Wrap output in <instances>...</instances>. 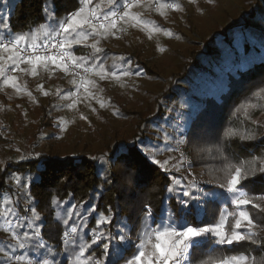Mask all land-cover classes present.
Segmentation results:
<instances>
[{
    "label": "trees",
    "instance_id": "trees-1",
    "mask_svg": "<svg viewBox=\"0 0 264 264\" xmlns=\"http://www.w3.org/2000/svg\"><path fill=\"white\" fill-rule=\"evenodd\" d=\"M248 4L249 10L234 14L232 19L235 23H230L232 19L228 21L230 24L225 21L224 26L212 30L201 41V45L193 44L194 47L189 49L187 55L175 53L176 71L171 72L166 79L167 87L160 93H149L154 110L152 115L143 117L138 112L122 109L125 116L132 115L135 118L131 135L115 136L112 145H106L95 152L87 147L81 152L59 155L56 147L52 146L47 152L29 150L17 160L0 163V201L5 197L11 199V206L21 218L30 217L32 207L40 215L36 221L40 231L39 239L47 247L38 249L34 246L37 251L35 255L39 259L49 255L53 264H68L70 252L62 245L66 229L62 219L67 218V210L72 205H76V212L87 217L81 230L85 241L90 240L99 217L109 215L110 210L112 220L109 224L100 225V230L115 233L121 224H126L131 230L132 241L126 246L127 250L122 255L104 257L105 264H124L125 259L130 258L135 243H138L137 233L142 230L144 205L151 206L157 221L167 215L165 209L175 212L176 194L167 192V188L172 185L175 177L183 184L186 183L177 174L164 171L152 163L140 147L147 141L148 128L158 125L165 115L167 105L176 100L184 103V115L188 120L183 138L186 141L184 144L189 167L201 172L202 181L199 185L204 192L223 193V196L215 200L205 197L209 202L204 205L203 223H215L221 208L232 210L224 200L228 194L217 186L223 181L221 169L228 161L235 164L264 155V127H259L264 125V99L258 100L253 95L260 87H264V0H252ZM45 7L52 10L51 17L45 14ZM79 7V0H0V35L9 40L16 34L34 30L42 23L51 26L54 20L58 22ZM96 39L100 41V53H94L90 46ZM44 40L41 36L37 42ZM104 43L102 38L93 36L86 44L73 45L68 51L74 57L91 54L96 59L99 56L104 58ZM0 55L6 54L0 52ZM95 60L89 59L86 65H92ZM124 62H129L130 68L139 64L133 54L125 56ZM24 66L29 65H21L22 68ZM138 67L150 77H161L158 70L148 64L142 63ZM0 97L9 104L17 101L10 96L4 97L2 91ZM53 100L42 103L38 98L28 101L24 96L16 104H22L25 108L30 106L32 111L37 109L39 115L34 121L40 129L43 118L45 126H52L49 113L53 109ZM248 103L258 106L249 108V118H246L243 111L237 113L236 110ZM229 130L255 132L257 139L242 142L239 136H227ZM52 137L51 134L49 138ZM8 141L0 131V144ZM14 177H19V183ZM245 183L247 190L252 193L264 192V175L257 173ZM54 198L59 206L52 204ZM92 208L94 211L89 212L88 209ZM248 208L254 220L264 229V212L252 209L251 205ZM58 212L61 214L59 221L56 218ZM76 219L73 215L69 224ZM24 231L20 230L22 234ZM258 231V238L264 241V230ZM3 235L4 232L0 231V245L5 243ZM261 248L259 245L242 242L239 245L223 246V254L247 253L259 259L264 256ZM102 253V246L93 245L85 255L92 254L99 258ZM219 255L221 252H212L204 246L195 254L193 264H199L201 259L207 260L209 256ZM3 259L0 253V262Z\"/></svg>",
    "mask_w": 264,
    "mask_h": 264
},
{
    "label": "snow or ice",
    "instance_id": "snow-or-ice-1",
    "mask_svg": "<svg viewBox=\"0 0 264 264\" xmlns=\"http://www.w3.org/2000/svg\"><path fill=\"white\" fill-rule=\"evenodd\" d=\"M81 7L66 17L55 20L53 24H40L37 28L30 29L27 33L14 35L5 42L3 35H0V52L6 55H0V88L4 85L12 87L17 93H21L26 89L18 83L17 76L7 75L10 72L28 73L32 76L37 75V67L47 71H55L60 69L67 73L73 74L70 81L77 88L75 93L69 92L61 98L70 100L65 107L76 109L78 103H87L95 100L101 108L106 107V103L94 93L92 89L97 87L95 80L86 78L76 72V69H83L85 73H92L103 80L106 78L120 79V76H129L130 71H123L119 75L115 71L105 69L103 63L91 66H85L89 59L95 60L94 55L85 57H74L68 49L73 45L86 44L90 37L107 38L115 36L117 32H123L126 29L121 25H129L131 27H141L142 30L147 29L150 34H156L161 31L164 35L171 36L168 30H162L154 23L149 27L148 23L142 19L141 13H135L131 10L134 7L149 8L154 6L160 15L166 16V9L181 10L178 3H164L162 0H79ZM197 0H189V3L195 4ZM44 12L47 16H52V10L45 7ZM43 36L45 40L41 43L37 41ZM151 38V35H150ZM99 39L91 43L94 53H100L102 49L98 47ZM55 50V51H53ZM22 64H27L29 68H22ZM71 64V68L69 67ZM54 65L55 68H50ZM139 75V73H135ZM80 76L79 81L75 78ZM38 90L43 91L42 85H37ZM79 89H83L81 93ZM31 96V92L27 93ZM48 95V92H44ZM60 95V90H57ZM253 95L258 99H264V87H260ZM257 104H242L237 108V113L244 112L248 117V109L256 108ZM90 107V105H89ZM92 111H96L95 108ZM80 119H87L82 113ZM59 127V124H57ZM179 127V126H178ZM264 127V125H259ZM163 131V130H161ZM229 137L239 136L243 141H254L257 139L255 132L240 133L229 130L226 133ZM167 150L178 151L179 148L172 149L167 142L172 139L168 134H164ZM177 145L186 143L183 136L176 141ZM211 152V150H208ZM146 155L151 152L146 151ZM38 155V154H37ZM227 160V158H225ZM159 163V161H154ZM165 165L168 161L163 162ZM183 165V153L177 162ZM175 167V165H174ZM223 172V181L218 183V187L223 189L228 195L224 197L231 211L228 208H221L219 219L215 223H203L202 217L205 214V207L209 201L205 197H211L213 200L223 196V193L204 192L198 186L195 179L190 180L186 185L173 179L172 185L167 188V192L176 194L175 212L165 209L167 215L163 216L159 221L154 218L150 205H144L142 230L137 233L136 240L138 243L134 245V251L130 258L125 259L124 264H193L195 254L199 253L202 247L207 246L212 252H221L219 256H209L207 260L201 259L199 264H264V256L257 258L247 253L224 255L223 246L239 245L247 242L253 245L262 246L264 250V241L260 240L259 231L261 225L258 224L250 212L248 206L259 212H264V192L252 193L247 190L245 183L251 176L257 173L264 175V155L253 157L251 161H240L232 163L228 161L221 169ZM19 183V177H14ZM211 183V182H209ZM260 202V203H258ZM52 204L59 206V202L54 198ZM11 199L5 197L0 201V231L11 236L17 241V246L24 249L28 242L33 238H39L40 231L36 225V221L40 219V215L35 207L31 208V216L21 218L17 215L11 206ZM76 205H72L67 210V218L62 219L66 226L63 232V242L66 246H74L78 248L75 252L73 264H105L104 257L110 255H122L127 250L126 246L131 244L132 237L130 229L126 224H121L115 233L100 230V225L109 224L112 220L111 210L109 215H101L97 220L96 228L93 229L91 239L85 241L80 235L83 226L86 224L87 217L76 212ZM89 212L94 208L88 209ZM77 217L76 220L69 224L72 216ZM57 220H61V214L57 213ZM24 220L27 223H24ZM155 225V226H153ZM26 228L23 235L18 229ZM78 237V239H77ZM115 242V244H113ZM93 245H99L103 248V253L99 258L94 255H85L86 251L91 249ZM219 246L213 248L212 246ZM35 247L44 249L47 245L40 239L36 240ZM231 250V249H227ZM3 254V261L0 264H13V261L23 262L27 260V264H32L31 260L24 255H9L4 248H0ZM45 253H42V255ZM36 264H49L47 259H38Z\"/></svg>",
    "mask_w": 264,
    "mask_h": 264
},
{
    "label": "rangeland",
    "instance_id": "rangeland-1",
    "mask_svg": "<svg viewBox=\"0 0 264 264\" xmlns=\"http://www.w3.org/2000/svg\"><path fill=\"white\" fill-rule=\"evenodd\" d=\"M249 1L252 0H197L195 4H192L189 0H162L164 3H178L181 6V10L166 9V16L160 15L154 6L147 9L134 7L131 11L141 13L142 19L148 23L149 27L154 23L162 30L170 31L172 35L166 36L163 31L150 34L147 29L142 30L139 26L121 25L126 29L125 31L117 32L115 36L102 38L105 41V57H97L94 63L97 65L103 63L105 69L115 71L118 75L126 70L132 73L129 76H120L119 80L114 78L101 80L98 76L89 73L87 78L97 83V87L92 91L98 93L106 103L104 108H101L95 100L78 103L76 105L78 111L65 107L71 101L61 97L69 92L75 93L77 88L70 83L71 79L67 78L60 69L47 71L37 67L38 74L35 76L28 73L17 75L18 71L14 72L12 75L17 76L18 83L26 90L17 93L12 87L4 85L0 89L4 97L10 96L17 101L24 96L28 101L38 98L42 103L54 99L53 109L49 113L50 118L48 117L52 126H45V118H43L41 128L38 129L34 121V118L37 119L39 115L37 109L32 111L30 106L27 108L22 104L18 106L17 101L9 104L3 97H0V131L5 139L9 140L8 143L0 144V163L17 160L29 150L47 152L52 146L56 147L59 155L81 152L87 147L95 152L106 145H112L115 136L119 138L131 135L135 118L132 115L125 116L122 109L138 112L143 117L152 115L154 110L149 93H160L167 87L166 79L171 72L176 71L175 53L180 52L183 56L187 55L189 49L194 47L193 44L201 45V41L212 30L224 26L225 21L232 19L234 14L249 10ZM232 22L235 23L233 19L230 23ZM198 47L200 49V46ZM130 54L138 58V66L145 63L158 70L160 79L144 74L138 66L130 68L129 62H124L125 56ZM29 67L24 66L23 68ZM50 68H55V66L50 65ZM137 72L139 75H135ZM171 80L174 81V78ZM37 85H42L43 91L38 90ZM58 89L60 95L56 94ZM79 91L82 93L83 89ZM28 92H31V96L27 94ZM44 92H48L49 97L44 95ZM183 104L182 100H176L167 105L163 119L158 122V125L154 124L148 128L147 141L140 149L144 154L146 151L151 152L150 156L145 155L162 170L177 174L186 184L195 179L200 187L201 172L189 167L185 144L177 145L176 143L183 136L188 123L184 115ZM93 108L96 111H92ZM81 113L87 119H80ZM165 133L172 137L167 142L168 146L172 149L178 147V151L167 150ZM51 134L54 137L49 138ZM178 152L183 153L182 166L177 163L181 158ZM166 160L167 165L163 163ZM154 161H159V163ZM174 179L179 181L178 177ZM186 184L181 182V185ZM24 223L26 224L27 221L24 220ZM23 229L26 230V228H20L18 231ZM20 234L23 235L21 232ZM80 235L83 236L82 233ZM37 239L39 238H33L24 249H20L17 241L4 233L5 243L0 245V248L7 250L9 255L13 253L24 255L31 260L32 264H36L39 258L35 255L37 251L34 250V242ZM62 245L70 252L68 264H73L75 252L79 249L66 246L63 241ZM40 259H47L49 264H53L49 255ZM13 264H27V260L13 261Z\"/></svg>",
    "mask_w": 264,
    "mask_h": 264
},
{
    "label": "built area",
    "instance_id": "built-area-1",
    "mask_svg": "<svg viewBox=\"0 0 264 264\" xmlns=\"http://www.w3.org/2000/svg\"><path fill=\"white\" fill-rule=\"evenodd\" d=\"M5 42H7V40L5 39ZM53 51H55V50H53ZM69 67L71 68V64H69ZM76 72H78V73H80V75H82V76H85L86 78H87V76L89 75V73H85L84 72V70L81 68V69H76L75 70ZM64 72V71H63ZM14 72H8L7 73V75H12ZM64 74L67 76V78H69V79H73V74L72 73H65L64 72ZM78 81H79V79H80V76H76L75 77ZM181 154V152H178V155H180ZM181 156V155H180ZM62 241H63V239H62Z\"/></svg>",
    "mask_w": 264,
    "mask_h": 264
}]
</instances>
